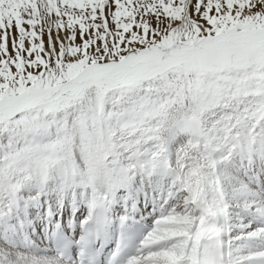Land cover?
<instances>
[{
    "label": "snow or ice",
    "instance_id": "snow-or-ice-1",
    "mask_svg": "<svg viewBox=\"0 0 264 264\" xmlns=\"http://www.w3.org/2000/svg\"><path fill=\"white\" fill-rule=\"evenodd\" d=\"M0 264H264V0H0Z\"/></svg>",
    "mask_w": 264,
    "mask_h": 264
}]
</instances>
